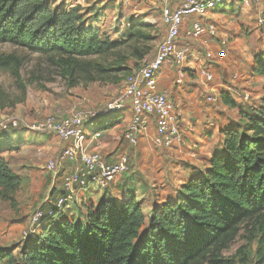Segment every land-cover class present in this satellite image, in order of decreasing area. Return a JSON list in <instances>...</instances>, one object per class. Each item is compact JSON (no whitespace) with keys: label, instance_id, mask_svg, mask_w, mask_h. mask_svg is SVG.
<instances>
[{"label":"trees","instance_id":"obj_1","mask_svg":"<svg viewBox=\"0 0 264 264\" xmlns=\"http://www.w3.org/2000/svg\"><path fill=\"white\" fill-rule=\"evenodd\" d=\"M53 5L52 0H0V44L57 57L62 77L71 86L79 81L106 83L120 71L84 59L117 56L123 62L119 52L127 47L131 58L144 61L153 52L149 44L154 38L147 33L152 25L132 22L128 39L114 42L87 28L79 7ZM19 66L14 57L0 56V69ZM255 72L264 81V55L256 59ZM10 100L0 90V109L24 102ZM223 103L236 107L228 95ZM240 115L246 121L244 132L237 128L225 132L223 152L211 158L209 169L189 178L175 199L153 209L146 231H142L146 215L132 192H124L121 199L105 193L96 205L82 202L79 206L86 213L76 218L64 216L76 208L66 212L54 208L61 193L47 207L55 212L41 225L38 241L24 247L22 263L235 264L222 254L243 228L252 226L264 264V105ZM20 183L8 165L0 163V187ZM14 260L12 253L0 250V264Z\"/></svg>","mask_w":264,"mask_h":264},{"label":"rangeland","instance_id":"obj_2","mask_svg":"<svg viewBox=\"0 0 264 264\" xmlns=\"http://www.w3.org/2000/svg\"><path fill=\"white\" fill-rule=\"evenodd\" d=\"M52 8L61 5L62 8L79 7L83 13V21L88 27L98 30L99 34L111 41H125L129 36L130 23L143 22L153 26V30L147 32L154 40L149 45L153 47L152 54L156 51L162 37L166 31L162 23V1L163 0H52ZM264 10V0L260 7H251L246 9L241 4L234 7L232 4H222L218 11L211 15L221 37L228 39L229 47L242 51V56L250 61H256L264 55V27L258 26V12ZM210 17V16H209ZM204 20V19H203ZM206 20V19H205ZM142 47V46H141ZM218 48V47H217ZM195 50L200 52V48L195 45ZM199 50V51H198ZM226 50V49H223ZM228 51V50H227ZM130 50L124 47L120 50V55L125 58L123 62L117 59V56L107 58H90L84 61H96L108 67L119 68L120 71L128 69L129 73L117 71L112 74V79L105 82L83 83L71 86L69 81L62 77V68L60 60L55 56H45L30 52L28 49L14 46L12 44H0V56L14 57L19 62V68L0 69V90L6 93L11 101L23 99L24 102L16 104L15 107L0 109V123L11 120L20 122L17 130L3 132L0 130V163L8 165L9 170L19 177L21 183L19 186L7 185L0 187V250L12 253L14 262L12 264H23L22 256L24 247L28 243L37 242L40 233H36L31 240L23 237V232L28 229L31 217L39 210H44V216L49 214L50 205L60 196L64 178L72 170V165L63 162L58 172L49 173L46 166L49 161L59 158L64 149L63 143L54 134L44 131H38L34 127L43 120L56 114L71 116L75 113H85L89 120L93 117H99L106 112L107 105L119 97L123 91L129 74L143 64L130 57ZM196 52V51H195ZM202 52V50H201ZM217 52H219L217 50ZM202 56V54H201ZM199 58L197 53L196 59ZM149 58L147 57L148 60ZM216 61V60H215ZM215 61L206 64L215 76L222 72L216 68ZM193 62H197L193 60ZM212 64L214 66H212ZM194 77H197L195 73ZM222 80V79H221ZM224 81V80H222ZM187 84V83H186ZM25 92V95H24ZM215 95V93L213 94ZM207 98V97H206ZM205 98V101H206ZM223 97L217 96L214 104H208L213 111H227L228 115H223V127L230 123L235 124V128L244 132L246 121H237V114L231 109H226L223 103ZM8 105V104H7ZM224 113V112H222ZM121 119V115H115ZM108 117H105L107 119ZM214 120V119H213ZM203 122L199 129L215 124V121ZM91 123V122H90ZM181 125L184 126L183 120ZM205 123V124H204ZM103 128L95 127L91 124V130L97 128L105 132L109 130L108 124L98 123ZM187 143L192 144L195 141L193 136L197 131L183 135ZM124 130L120 129V139L124 146L127 141L124 139ZM186 135V136H185ZM218 138L219 135L217 136ZM221 143V139L218 144ZM153 154L147 152L139 145L131 147L127 152L121 149L120 154H127L130 161L131 171L129 174L121 176L113 183L112 189H118L121 192L136 191L135 195L138 201H142L143 210L146 215V224L149 222L150 213L153 209L159 207L155 204L163 199H175L179 182L172 181L166 185L163 184L161 176L166 167L192 166V170L203 167L199 161L196 164L187 162L186 158L173 162L172 164L160 165L163 161L166 163L164 151L158 155L159 150L153 143H150ZM128 149V147H126ZM187 153H191L192 147L187 148ZM101 155V154H100ZM104 157V156H103ZM161 157V159H160ZM181 159V158H180ZM157 162V163H156ZM153 163H156L154 166ZM202 165V166H201ZM161 167V169H160ZM199 169V168H198ZM188 170V171H192ZM167 171H171L168 169ZM182 170L177 171L176 178L189 176V173ZM203 169L200 173H203ZM181 176V177H180ZM187 179V178H186ZM185 179V180H186ZM59 185V189H58ZM181 189V188H179ZM79 202L81 203L80 199ZM154 204L156 207H154ZM75 209L77 215L83 211L82 206ZM47 208V209H46ZM82 210V211H81ZM74 212L70 211L69 213ZM70 217V215H66ZM148 229V224L143 228V232ZM252 226L245 227L241 231L234 243L223 252L222 256L228 261H234L235 264H261V257L258 254L260 244L258 238L252 239ZM257 236V235H256ZM3 264H10L5 262Z\"/></svg>","mask_w":264,"mask_h":264},{"label":"built area","instance_id":"obj_3","mask_svg":"<svg viewBox=\"0 0 264 264\" xmlns=\"http://www.w3.org/2000/svg\"><path fill=\"white\" fill-rule=\"evenodd\" d=\"M163 1L165 4L162 8V23L166 31L154 57L144 60L140 68L127 78L123 91L118 98L108 103L105 113L93 117V120H97L130 113L131 120L123 136L131 147L138 145L145 129L146 117H153L156 121V134L152 140L156 148L172 149L182 139V116L168 96L159 91V74L165 66H171L176 72V84L184 85L188 72L198 69L207 83H213L215 75L205 65L215 61V55L208 47L217 45L219 49H225L229 41L220 36L216 24L208 20L209 16L218 11L222 4H232L234 7L241 4L248 9L260 7L263 3V0H180L178 6L172 7L169 5L170 0ZM257 16L258 26L264 27V10H259ZM195 45L202 49L201 63L196 59ZM238 78L239 75H234L235 80ZM243 100L246 103L251 102L252 95L245 93ZM216 101L217 96L213 94L206 98L208 104ZM91 121L85 113L79 112L71 116L59 113L34 127L38 131L56 135L64 146L59 158L48 162L47 172L56 174L63 162L75 166L64 178L63 193L54 205L56 211L66 212L76 208L80 204V191L93 188L105 190L131 171L128 155L123 154L117 162L111 163L102 155L89 153L84 149L83 145L88 136L86 127ZM19 126L18 120L3 121L0 123V130L9 131ZM54 212L51 210L45 217L44 210L39 209L31 217L23 237L35 235Z\"/></svg>","mask_w":264,"mask_h":264},{"label":"crops","instance_id":"obj_4","mask_svg":"<svg viewBox=\"0 0 264 264\" xmlns=\"http://www.w3.org/2000/svg\"><path fill=\"white\" fill-rule=\"evenodd\" d=\"M179 2L180 0H170L169 5L172 7H176L178 6ZM162 3L163 4L161 9L165 4L164 1H162ZM211 15L208 20L215 23L216 21L211 19ZM208 20L204 21L207 22ZM217 47V45H211L208 47L214 51L216 60L214 65H216V68L218 67L220 71L222 70V72L218 73V75L215 76V80L213 83H207L203 79L199 70L194 69V71L188 72L187 80L184 85H177L175 82L176 72L171 66H165L158 77L159 91L165 93L168 96V98L174 103L178 112L182 116L181 121L183 120L184 122V126L182 125V128H184L183 135L186 132L191 133L193 131H195V133L197 131L198 133L193 136L195 141H192V144L187 143V147H185L186 140H184V137H182V139L177 142L172 147V149L159 150L158 155H162V152L164 151V155L166 157L165 159L169 160L167 163L163 161V163H160L159 166L162 167V165L172 164L173 162L182 160L183 157H185L187 162L189 163L197 165L196 162L199 161L200 163L198 164H203L202 168H200V165H198L199 169L196 168L194 170H192V166L190 167L187 165L183 167L176 166L175 164L165 168L164 173L161 174V176L165 175V177H162L161 180L164 185L170 183L171 181L173 183L179 182L176 193L189 178L198 176L202 169L205 171L206 169L210 168L211 158L216 154L222 153L224 150L225 132L235 128L234 123H230L227 126L223 127V115H228L229 113L227 111L221 110L213 111L210 106L206 107L207 103L205 101V98L214 93L216 96L219 95L221 97H223L224 95H228L232 100L236 102V107L232 108L229 105H224L226 109L229 108L232 110V112H235L237 114V117H239L237 118V121H242L240 111L252 114L256 109L264 105V81L263 78L255 72L256 61L245 59L244 56H242V51H236V49H233L234 47H229V49L225 48L226 50L219 49ZM199 48L200 52H196V54L198 53V60L201 63L203 62V57L201 56V54L203 55V52H201V47H198V49ZM217 50L219 52H217ZM155 53L156 51L152 54L151 57L148 58L151 59L152 57H154ZM214 65L212 64V66ZM210 68L212 69V67ZM195 73L197 74V77H194ZM236 74L239 75L240 78L235 80L234 75ZM221 79L224 81H222ZM245 93H250L252 95L251 102H244L243 95ZM130 120L131 114L127 112L125 115H121V119L116 118L115 115H111L107 119L103 118L100 121H91V123H89L86 127L88 136L83 145L84 149L89 153L101 154L107 159L108 162H117L119 157L122 155L120 154L121 149H125L127 152L131 149L129 144H126V146H124L122 139H120V129L122 128V130H124L125 132L129 126ZM145 120V129L139 138L138 145L140 146V148L142 147L147 152L153 154V150L149 149H151L150 143H152L153 137L156 134V121L153 117H146ZM210 120L215 121V124L207 126V124L209 123H204V127L202 129H199L200 124H202L203 122H210ZM98 123L108 124L109 130L105 132H102L101 129L96 130L97 128L91 130V124H94V126L97 127L99 126ZM98 128L103 127L99 126ZM218 135L220 138L217 137ZM220 139L221 143L218 144ZM126 147H128V149ZM188 147H192L191 153H187ZM156 163H153V165L155 166ZM72 167L73 170L75 166L72 165ZM168 169H170L171 171H167ZM182 170H186L185 172H187V174L189 173V176L185 177L186 173H184L181 179L176 178L178 173H182ZM188 170L192 171L190 172ZM175 171H177V174ZM112 188L113 184H111L106 190L93 188L88 191H80L78 197L81 203L84 202L87 206L91 204L96 205L102 199L105 193L113 196L116 199H121L124 192L119 191L117 188ZM60 189H62L61 193H63L62 186L60 187ZM128 191L132 192L134 195H137L136 191H131L130 189ZM127 195L128 193L123 196L126 197ZM169 200L172 199L166 198L155 204H159V207H161ZM138 202L141 203L143 208L142 201ZM155 204L154 207H156ZM85 213V210H83L80 215L82 216ZM74 214L75 210L71 213H64V216L70 215V217H72ZM78 216L79 215H77V217Z\"/></svg>","mask_w":264,"mask_h":264}]
</instances>
